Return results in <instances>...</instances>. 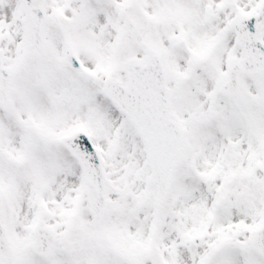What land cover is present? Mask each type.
Here are the masks:
<instances>
[{
	"label": "snow or ice",
	"instance_id": "6c2138e0",
	"mask_svg": "<svg viewBox=\"0 0 264 264\" xmlns=\"http://www.w3.org/2000/svg\"><path fill=\"white\" fill-rule=\"evenodd\" d=\"M0 264H264V0H0Z\"/></svg>",
	"mask_w": 264,
	"mask_h": 264
}]
</instances>
